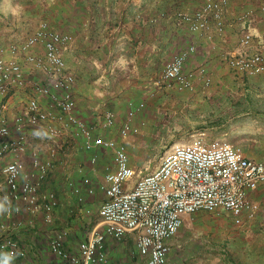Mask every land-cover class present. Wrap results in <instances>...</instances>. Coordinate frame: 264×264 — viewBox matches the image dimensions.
I'll list each match as a JSON object with an SVG mask.
<instances>
[{
	"label": "built area",
	"instance_id": "2783aa9c",
	"mask_svg": "<svg viewBox=\"0 0 264 264\" xmlns=\"http://www.w3.org/2000/svg\"><path fill=\"white\" fill-rule=\"evenodd\" d=\"M227 3L206 0L197 11L181 12L178 17L191 32L208 30L210 23L222 31ZM251 40L252 34L246 32L240 44L250 46ZM73 42L72 33L40 20L26 37L0 45V264H16L28 255L18 235L22 215L33 218L41 212L44 222L50 223L59 206L55 192L44 190L53 161L41 158L36 141L51 145L52 154L77 142L90 152L109 149L114 164L97 185L103 193L97 210L103 230L94 229L76 251L65 247L67 230H55L46 238L52 260L45 264H110L105 236L118 241L128 232L135 233L137 250L146 264H169L168 242L187 216L227 211L238 227L254 219L259 205L251 192L264 187V159L246 156L241 146L224 137L200 134L174 142L152 170L133 179L135 171L124 139L139 133L132 119L144 105L129 103L118 130L120 140L105 137L86 124L76 113V79L64 59ZM194 51L190 44L174 55L164 64L161 79L179 91L192 90L195 76L184 71V64ZM224 59L236 75L264 72L263 47L242 49ZM203 72L200 69L198 75ZM203 82L208 85L209 78ZM114 123L115 114L105 111L101 127ZM97 159L98 153L93 152L89 162L94 164ZM83 183L92 194L88 178ZM73 193L78 202L83 201L78 188Z\"/></svg>",
	"mask_w": 264,
	"mask_h": 264
},
{
	"label": "crops",
	"instance_id": "0c3cea01",
	"mask_svg": "<svg viewBox=\"0 0 264 264\" xmlns=\"http://www.w3.org/2000/svg\"><path fill=\"white\" fill-rule=\"evenodd\" d=\"M205 1L111 0L96 9L83 8L81 12L74 8L67 9L66 30L72 33L74 42L71 49L64 53V59L76 79L74 96L77 115L89 126L96 127L103 136L120 140L118 130L126 118L129 103L134 106L143 103L147 109L154 104L169 105L173 96V102L178 107L197 111L218 110L223 99L211 96L227 94L231 89L227 84L233 82L235 75L224 56L242 49L252 51L264 47V3L257 0H228L222 31L210 23L208 30L191 32L178 14L193 13ZM246 32L252 34V40L250 46L243 47L240 38ZM190 44L195 46V51L188 56L184 71L195 76L194 88L179 91L174 85L163 81L161 74L164 64ZM200 69L204 70L203 76L198 75ZM257 75L264 77V72ZM204 77L209 78L206 86ZM256 90L260 92L259 95H264V87ZM204 96L209 101L204 102ZM259 100L264 101V97ZM243 109L246 110L243 115H247V111L249 114L258 111L264 119L262 101L256 106ZM143 110L137 111L132 119L140 130L151 118L149 109L146 112ZM105 111L115 114V123L110 128H102L100 125ZM221 119L218 115L209 120L204 119L202 123H218ZM191 125H199V121L193 118ZM215 126L210 124L209 129L223 127L222 124ZM200 134L207 138H218L223 133L215 136H208L205 132ZM124 142L130 166L135 171L143 167L141 158L144 159V153L141 156L139 153L143 151L145 138L136 134L129 135ZM34 144L39 145L38 152L42 159L53 161L54 167L45 180L44 190L55 192L59 206L54 209L50 223L44 222L41 212L33 218L22 215L18 235L21 244L27 246L28 255L16 264L50 262L52 256L48 252L46 238L55 230H67L65 247L69 251H76L78 243L94 229L103 230L97 214L103 193L97 185L108 170L114 169L113 154L109 149H94L90 152L77 142L64 147V150L55 149L52 154L51 145L38 141ZM242 148L246 156L264 159V151L254 154ZM93 152L98 153V159L91 164L89 160ZM134 152H137L138 160L133 159ZM84 178L90 181L92 194L87 192ZM73 188L79 189L82 202L77 201ZM262 189L264 187L252 191L251 198L256 200L257 193ZM0 220H3L2 216ZM180 229L168 242L169 264H184L186 256L182 248L189 236ZM241 233L248 241L254 238L257 240L256 252H253L255 257L248 264H264V216L256 215L253 220L247 221ZM104 245L110 264H146L145 258L137 250L134 232L126 233L118 241L106 235Z\"/></svg>",
	"mask_w": 264,
	"mask_h": 264
},
{
	"label": "rangeland",
	"instance_id": "374dc122",
	"mask_svg": "<svg viewBox=\"0 0 264 264\" xmlns=\"http://www.w3.org/2000/svg\"><path fill=\"white\" fill-rule=\"evenodd\" d=\"M109 1L111 0H0V45L26 37L40 20L48 21L62 32L71 33L66 30L67 9L74 8L81 12L83 8L96 9L105 3L107 5ZM257 1L264 3V0ZM233 76V82L227 84L231 88L227 94L211 96L223 99L222 104L227 103L224 106L220 104L221 107H217L216 111L178 107L177 103L173 102V96L169 105L154 104L151 108H142L143 112L149 109L151 118L136 134L145 138L143 151L139 153V156L144 153V159L141 158L144 165L134 170L133 179L152 170L172 143L190 140L202 132L208 136L223 133L217 137H224L230 143L249 149L254 154L264 151V119L259 116L258 111L250 114L247 111V115H243L246 112L243 108L256 106L259 101L264 102L259 100L264 95H259L260 92L256 90L258 87H264V77L236 74ZM203 100L209 101L206 96ZM218 115L222 119L218 123L215 121V124L210 121V124L214 127L222 124V128L218 126L219 128L209 129L210 124L202 123V120H209ZM193 118L199 121V125H191ZM226 120L229 121L228 124ZM136 156L138 154L134 152V160L139 159ZM255 199L259 205L257 215L264 216L263 189L257 193ZM185 219L180 229L189 236L185 247L182 248V253L186 256L184 264H248L255 257L253 252H256L257 240L245 239L241 233L243 227L235 226L227 211H221L219 215L198 212ZM252 243L254 245H251Z\"/></svg>",
	"mask_w": 264,
	"mask_h": 264
}]
</instances>
